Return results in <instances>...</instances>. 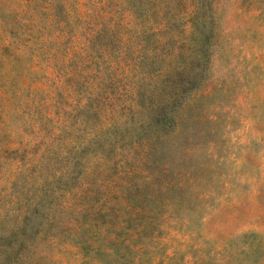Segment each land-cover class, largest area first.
I'll return each mask as SVG.
<instances>
[{
	"label": "rangeland",
	"instance_id": "1",
	"mask_svg": "<svg viewBox=\"0 0 264 264\" xmlns=\"http://www.w3.org/2000/svg\"><path fill=\"white\" fill-rule=\"evenodd\" d=\"M206 1L0 0V264H264V0ZM195 10L188 119L148 159L130 127L187 88Z\"/></svg>",
	"mask_w": 264,
	"mask_h": 264
},
{
	"label": "trees",
	"instance_id": "2",
	"mask_svg": "<svg viewBox=\"0 0 264 264\" xmlns=\"http://www.w3.org/2000/svg\"><path fill=\"white\" fill-rule=\"evenodd\" d=\"M199 11L201 14L209 13L210 18V3L206 0H199ZM197 9V7H196ZM210 22H208L205 18L197 22V10H195L194 16H193V42L191 46V50H193L196 54L191 51V54L194 56V59H192L189 62L188 71H189V77L186 81L185 85L187 88H185L182 92V94H179L176 100L163 102L159 101V103L155 105H148L145 109V116L140 118V124H136L134 126L130 127L131 131V139L132 142L139 143L141 145H150L151 143L154 144L153 151H149L148 159H150L154 155V159L159 158L162 154H164V148L165 143L167 141L166 136L171 133V131H174L178 128H174L172 122H177V116L180 115L182 117V120L180 122H184L185 119H188V114L190 112V107L186 102H188V96L189 94V86L195 85L197 87V31L200 35L199 41H200V50L202 53V56L208 55V46L206 45L208 42V38L210 36V30H209ZM208 28L207 31L205 29ZM196 59V60H195ZM201 73H205V67L201 66ZM128 129L127 127L124 129H121L119 131ZM121 137H124L123 132H121ZM124 139V138H121ZM124 141V140H122ZM129 141L125 142L123 145L128 144ZM180 188V187H178ZM137 203L141 204L142 207H146L148 209L153 208L151 202V198L149 196H143L140 200L136 199ZM38 212L34 211L33 209H28L23 217L22 220V226L25 227L29 223V225L32 222H35V218L37 216ZM137 219L140 216V214H137ZM35 217V218H34ZM35 227L32 229H29L28 232H25L26 234H29L30 236L34 237L35 233ZM31 237V238H32ZM8 239V238H7ZM9 240V239H8ZM12 250H4V263L3 264H10L12 261L11 254ZM99 255L100 251L98 252Z\"/></svg>",
	"mask_w": 264,
	"mask_h": 264
}]
</instances>
